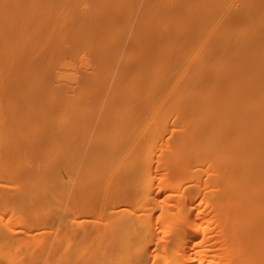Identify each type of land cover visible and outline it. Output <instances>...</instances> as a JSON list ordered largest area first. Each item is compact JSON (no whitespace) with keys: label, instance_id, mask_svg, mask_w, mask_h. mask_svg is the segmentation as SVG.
I'll use <instances>...</instances> for the list:
<instances>
[{"label":"bare ground","instance_id":"6f19581e","mask_svg":"<svg viewBox=\"0 0 264 264\" xmlns=\"http://www.w3.org/2000/svg\"><path fill=\"white\" fill-rule=\"evenodd\" d=\"M0 212V264H264V0H0Z\"/></svg>","mask_w":264,"mask_h":264},{"label":"rangeland","instance_id":"374dc122","mask_svg":"<svg viewBox=\"0 0 264 264\" xmlns=\"http://www.w3.org/2000/svg\"><path fill=\"white\" fill-rule=\"evenodd\" d=\"M126 48H127V46L125 45V46H124V50H126ZM66 60H67V63H75V62H76V61L72 60V59L69 58V57H67ZM83 63H85V64H83ZM82 64H83V65H82ZM82 64H79V65H78V67L80 68L81 71L85 70V72H86V73H89V74H91V73L93 72L92 66H94V65H93L94 63L91 61V59L87 58L86 60H84V61L82 62ZM61 68H62V66H56V67H53V70H54V71H57V72H60V71H61ZM64 68H65V70H66V75L70 76V75L73 73V72H72V69H71L70 66H66V65H65ZM107 91H108V90H107ZM125 109H127V108H125ZM177 122H178V119H177ZM172 128H173L174 134H177V133H178V129H177L176 127H174V126H173ZM165 141H166V140H161V141H159V142L157 143V148H160V147H161V149L159 150L160 153H163V152L165 153V152H166V150H165V146H164V148L162 147V145L166 144ZM160 145H161V146H160ZM200 168H201V167H200ZM201 169H202V168H201ZM7 171H12V170L9 168ZM45 211L47 212L48 209L43 210V211H41V212H45ZM0 214H2V212H0ZM7 214H10V215H12V216L15 215L13 211L8 212ZM84 218H86V217H84ZM91 218H92V217H91ZM87 219H88V218H87ZM56 226H57V224H53V223H51L50 225H46L44 228H41V229H34L33 231L30 232V234L34 235L35 233L40 232V230H41V231H49L50 229H51V230L54 229ZM45 235H46V233H43V236H45ZM17 260H18V258H17V257H14V258L12 259V262H11V263H16Z\"/></svg>","mask_w":264,"mask_h":264}]
</instances>
